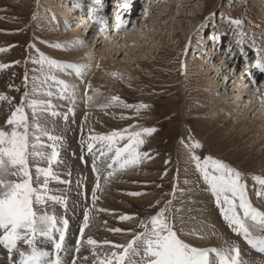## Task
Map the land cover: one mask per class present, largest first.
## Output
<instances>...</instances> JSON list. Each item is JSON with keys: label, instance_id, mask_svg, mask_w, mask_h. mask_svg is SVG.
Segmentation results:
<instances>
[{"label": "rangeland", "instance_id": "1", "mask_svg": "<svg viewBox=\"0 0 264 264\" xmlns=\"http://www.w3.org/2000/svg\"><path fill=\"white\" fill-rule=\"evenodd\" d=\"M51 1L0 0V48L5 49L0 52V62L10 65L0 70V91L19 100L21 93L12 91L8 85L24 90L25 70L31 75L36 67L29 57L38 56L30 47L32 44L58 61L86 65L79 77L71 68L52 69L53 75L76 85L74 104L53 101L60 105L61 113H68L69 106L73 109L68 113L69 119L49 118L55 125L53 134L64 137L59 148L63 162L53 167L62 180L71 182L50 183L51 189L59 190L54 194L65 197L67 210L55 203L48 209L57 217L69 220L67 252L62 254L66 264L77 255L74 249L80 240L86 211L90 217L86 237L91 235L97 241L121 244L130 240L131 234L108 229L139 231V221L158 212L168 200L172 201L170 215L175 228L186 242L197 247L238 245L245 264H264V253L251 248L224 221L213 193L189 153V146L199 141L203 146L194 149L195 155L202 159L211 155L240 170L253 205L264 211V197H257L260 185L254 179V176L264 177V72L256 69V61L264 57V0H160L158 3L147 0L152 5L148 19L127 16L135 5L143 6L142 0H127L128 12L113 14L114 18H111L112 0H103L102 7L95 5L94 0H80L81 3L66 0L77 11L83 8L80 14L88 15L89 20L81 21L79 30L77 19L68 23L70 18L56 13L57 3ZM119 1L123 7L125 0ZM96 7L103 11L101 17L109 21L107 33L106 24L97 23L93 17ZM235 20L242 23L237 25L232 22ZM121 22L125 27H119ZM221 34L222 41L216 43V36ZM76 40L84 41L79 49L68 45ZM56 43L64 44L65 48L51 46ZM239 50H246V63L241 62L243 53ZM89 54L98 60L87 61ZM220 57H226L228 62H222ZM104 58L107 61L103 64ZM17 60L22 63L14 64ZM215 74L219 77L215 78ZM75 77L82 79V86ZM234 81H238L234 84L236 88ZM80 92L87 96L101 94L104 105L108 106L99 108L97 114L80 110L76 102ZM113 96H119L120 101H113ZM225 96L230 100L218 105ZM124 103L149 107L137 111L136 107H124ZM90 107L88 104L86 108ZM4 117L5 110H0V121ZM130 125L157 129L151 136L143 135L146 142L140 150L148 152L150 158L129 170L117 171L107 184V172L101 169L102 190L97 189V173L92 163L94 154L98 156V153H89L87 147L79 149L76 144H85L82 138L90 142L91 135ZM41 166H45L43 162ZM94 191L98 197L95 206ZM132 192L146 195L128 194ZM157 200L161 201L158 205ZM124 215L132 218L120 219ZM249 226L253 235H264L253 222L249 221ZM47 244L42 246L46 248ZM109 247L102 245L98 250L107 251ZM79 255L89 256L91 260L86 247L81 248ZM0 256L5 264H18V254L13 252L10 259L2 245Z\"/></svg>", "mask_w": 264, "mask_h": 264}, {"label": "snow or ice", "instance_id": "2", "mask_svg": "<svg viewBox=\"0 0 264 264\" xmlns=\"http://www.w3.org/2000/svg\"><path fill=\"white\" fill-rule=\"evenodd\" d=\"M94 3L102 7L103 0H94ZM100 7L93 8V17L97 23L103 25V17L96 16ZM123 8L125 11L130 8L127 0ZM232 22L237 25L242 23L239 20ZM119 27H125L123 22ZM101 31H104L103 27ZM83 44V40L68 42L72 47ZM51 46L65 48L61 43ZM30 47L35 49L38 56L29 57L36 67L31 70V75L25 70L24 90L13 84L8 85L12 91L21 93L19 100L0 91V110H5V117L0 121V245L8 250L10 259L13 252L18 254V264H66L62 254L67 252L65 237L69 220L66 217H57L48 209L55 203L64 205L67 210L65 197L54 194L59 190L51 189L50 183L71 182L62 180L53 167L63 162L59 148L64 137L53 134L55 125L49 118L62 116L64 121L69 119L68 113L73 112V109L70 107L68 113H61L58 111L60 105L53 101L63 100L74 104L76 85L53 75L52 69L71 68L79 77L82 76L86 65L58 61L40 51L35 44ZM3 51L5 49L0 48V52ZM13 63L20 64L22 61ZM8 67V63L0 62V70ZM184 67L186 69V65ZM256 69L264 72V57L256 61ZM88 87L91 88V85ZM92 99V96L87 97L88 102ZM111 99L120 101L119 96H113ZM123 106L136 107L137 111L141 107H149L146 104L137 106L127 103ZM156 131L155 127L130 125L128 128L112 130L106 134L91 135L87 144L88 152L93 153L96 145H100L96 149L98 156L94 154L92 163L93 170L97 173L96 188L101 189V169L107 172V184L117 171L129 170L150 158L148 152L140 150L146 142L143 135L151 136ZM202 146L199 141L189 146L190 159L213 193L224 221L235 234L242 236L251 248L264 253V235H253L249 226L251 221L264 231V211L253 205L244 174L211 155L204 159L195 155L194 149ZM97 159L99 163L96 162ZM41 162L45 166H41ZM254 179L260 185V189L256 191L257 197H264V177L254 176ZM128 194L146 195L140 192ZM97 199L94 191V206ZM160 203V200L156 201L157 205ZM171 203V200L164 202L158 212L141 219L139 231L108 229L131 234L132 238L121 244L109 240L97 241L91 235L86 237L84 233L85 229L89 228L90 220L86 211L80 228V240L74 249L77 255L72 257L70 264H245L238 245L225 248L197 247L182 239L170 215ZM131 218L128 215L120 217L122 220ZM47 243L53 245L51 251L42 246ZM21 244L27 247V251L21 250ZM102 245L110 247L107 251H99ZM82 247L89 249L90 261L89 256L79 255Z\"/></svg>", "mask_w": 264, "mask_h": 264}, {"label": "bare ground", "instance_id": "3", "mask_svg": "<svg viewBox=\"0 0 264 264\" xmlns=\"http://www.w3.org/2000/svg\"><path fill=\"white\" fill-rule=\"evenodd\" d=\"M70 1V0H69ZM73 1H77V2H79V3H81V1L80 0H73ZM54 2H56L57 3V5H54V7L56 8L55 9V12L56 13H58V14H62V15H64V18L65 17H67L68 19H69V21H68V23L70 22V21H72L73 19H77V21H76V23H78L77 24V26H76V28H77V30H79V28L81 27L80 26V24H81V21H86V20H89L88 19V15L87 14H80L79 12H80V10H81V12L83 11V8H80V10L78 9V11L76 10V7L75 6H78V4H75V8L73 9L72 8V5H68V4H66V0H53V2L51 1L50 3H52V4H54ZM129 2H131V0H129ZM49 3V4H50ZM52 7V6H51ZM79 7V6H78ZM150 8H152V5L151 4H149V6H148V9H150ZM76 11V12H78L77 13V15H70V12L69 11ZM72 13V12H71ZM96 14H98V13H96ZM74 16V17H73ZM66 19V18H65ZM80 19V20H79ZM62 21H64V19L62 18ZM65 22V21H64ZM67 22V21H66ZM70 23H72V22H70ZM65 28H67V24H66V27ZM69 28V27H68ZM67 28V29H68ZM77 34V33H76ZM88 37V36H87ZM92 41H95L94 39H91V42ZM80 47H82V45L81 46H78V47H75V49H79ZM212 51V50H211ZM213 52L215 53V51L213 50ZM88 56H91V57H88V60L87 61H91V60H93V61H95V60H98L97 58H95L94 57V55L92 56V54H89ZM221 58V60L223 59L222 57H220ZM227 60V58L225 57V59H223L222 60V62H228V61H226ZM107 61V59L106 58H104L102 61H101V63H105ZM217 73H219V72H217ZM101 77H103V78H105V76L104 75H102ZM217 77H219V76H217V74H215V78H217ZM211 79V78H210ZM219 79V78H218ZM225 79L227 80V77H225ZM75 80L78 82V84H79V86H82V79H79V78H76L75 77ZM225 82V81H224ZM223 82V83H224ZM235 82L237 83L238 81H234L233 82V85L235 84ZM238 84V83H237ZM222 86H223V84H222ZM234 88H236V85H234ZM224 90H227V87H225L224 88ZM242 90V89H241ZM80 94L81 95H77V97H78V100L76 101L77 102V107L78 108H80V110H84V111H86L87 110V112L88 113H90V112H92V113H95V114H97L96 112H98L99 113V108H103V107H101V105H104L105 104V101H104V99H102V97H101V94H90V96H92L93 97V99H92V101L91 102H88L87 101V95H85V94H83V92H80ZM226 94V93H225ZM224 94V95H225ZM87 96V97H86ZM84 97H86V100H85V102H83V100H84ZM228 100H230V98H228L227 96H225V99L222 101L221 99H220V101H219V103H218V105L219 104H222V103H225V102H227ZM91 106L90 108H86L87 106H88V104ZM213 104H217V101H213ZM212 104V105H213ZM217 106H215V108H216ZM96 129V128H95ZM249 138L250 137H248V139L247 140H249ZM104 206H106V205H104ZM106 209V208H105ZM241 244V243H240ZM5 262V260L4 259H2L1 258V256H0V264H5L4 263Z\"/></svg>", "mask_w": 264, "mask_h": 264}, {"label": "built area", "instance_id": "4", "mask_svg": "<svg viewBox=\"0 0 264 264\" xmlns=\"http://www.w3.org/2000/svg\"><path fill=\"white\" fill-rule=\"evenodd\" d=\"M216 37H218V38H220V39L223 38L222 34H221L220 36H216ZM216 41H217V40H216ZM234 50H235V49H234Z\"/></svg>", "mask_w": 264, "mask_h": 264}]
</instances>
